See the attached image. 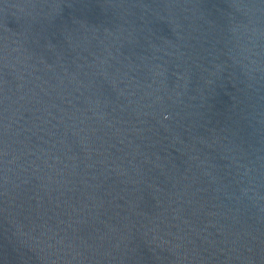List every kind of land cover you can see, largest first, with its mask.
I'll return each mask as SVG.
<instances>
[{"label":"water","instance_id":"1","mask_svg":"<svg viewBox=\"0 0 264 264\" xmlns=\"http://www.w3.org/2000/svg\"><path fill=\"white\" fill-rule=\"evenodd\" d=\"M0 264H264V0H0Z\"/></svg>","mask_w":264,"mask_h":264}]
</instances>
